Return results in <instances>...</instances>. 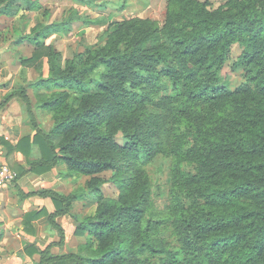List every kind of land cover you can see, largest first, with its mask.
Returning <instances> with one entry per match:
<instances>
[{
	"label": "trees",
	"instance_id": "obj_1",
	"mask_svg": "<svg viewBox=\"0 0 264 264\" xmlns=\"http://www.w3.org/2000/svg\"><path fill=\"white\" fill-rule=\"evenodd\" d=\"M165 6L162 24L139 16L110 21L96 42L64 57L39 39L64 23H37L21 37L34 49L19 62L36 78L0 106L15 96L28 112L40 148L32 168L63 163L64 177L87 176L67 194L36 193L54 200L52 220L72 214L83 196L93 205L77 216L87 236L76 250L51 252L65 238L55 223L58 240L36 248L39 264H264V0ZM41 7L0 0V15ZM234 44L245 81L231 89L221 70ZM27 86L34 106L50 112L48 131L36 123ZM157 155L170 159L168 203L147 216L146 165ZM107 180L116 197L103 194Z\"/></svg>",
	"mask_w": 264,
	"mask_h": 264
},
{
	"label": "crops",
	"instance_id": "obj_2",
	"mask_svg": "<svg viewBox=\"0 0 264 264\" xmlns=\"http://www.w3.org/2000/svg\"><path fill=\"white\" fill-rule=\"evenodd\" d=\"M44 1L46 0H39L42 6L39 10H23L13 17L2 14L0 19L23 17V13L26 11H36L41 14L46 12L45 16H48ZM70 1L75 4L74 1L77 0ZM114 4L122 7L121 12L130 5L128 0H125L121 5H118L114 0ZM142 7L145 6H141L134 15L128 17H148L140 14ZM95 13L100 17L110 15L108 11L101 8H98ZM90 20H92L91 23L97 22L95 19ZM37 23L48 24L51 22L39 19L23 32L21 29L16 30L12 22L0 24V102L16 86L27 84L36 78L33 68L23 67L19 58L31 55L34 49L33 41L21 37L28 34ZM57 33L47 30L45 36H41L39 39L48 43L47 36ZM25 68L31 72L27 71V74L22 72L21 70L25 71ZM45 70L47 72V68ZM26 92L31 101L32 112L38 127L48 131L52 125L51 115L49 129L43 128L38 120L37 110L45 109L34 106L36 98L33 87L27 86ZM34 133L35 128L19 97H10L3 106H0V161L5 162L17 172V177L14 180L0 187V264H39L40 255L36 248L44 249L49 243L58 240V233L54 228L55 223L62 227L65 238L61 246L54 245L50 248L54 254L75 251L78 244L83 242L87 236V230L82 232L77 227L79 225L77 216L90 210L88 198L83 196L81 199L73 201H83L85 205L83 210L76 211L75 204L72 203V214L58 215L52 220L50 215L56 206L54 200L47 195L36 193L38 190L49 189L67 194L71 191H66L64 181L76 175L64 177L61 173L65 170L63 163L64 168L61 163L49 169L32 168L30 160L40 157L39 143L32 141Z\"/></svg>",
	"mask_w": 264,
	"mask_h": 264
},
{
	"label": "rangeland",
	"instance_id": "obj_3",
	"mask_svg": "<svg viewBox=\"0 0 264 264\" xmlns=\"http://www.w3.org/2000/svg\"><path fill=\"white\" fill-rule=\"evenodd\" d=\"M118 5L124 3L125 0H116ZM208 1L210 8H216L223 5L226 0H205ZM70 0H46L44 1L45 12L44 14L36 11H26L23 17H14V19H0V24L12 22L16 30L21 29L22 32L34 24L39 19H46V22H61L64 23V30L59 31L56 35H48L47 42L53 44L56 49L62 52L63 57L71 52L83 51L85 47L97 41V34L101 28L106 26L107 23L113 20L121 19L134 15L137 9L145 6L140 10L141 15H146L150 18L156 19L159 23H163L165 18V5L166 0H128L129 6L125 11L122 7L114 4V0H95L94 5L86 6ZM101 8L110 13L108 16H97L95 12ZM125 13V14H124ZM95 19L96 23H91L86 20ZM103 25V26H102ZM241 47L234 44L231 47L228 58L221 70L222 78L226 84L231 88H235L245 81L244 68L237 66L234 62L240 53ZM30 69V67H27ZM29 69L25 68L26 74ZM31 72V71H30ZM38 120L43 128L49 129L50 126V112L48 110H37ZM169 165L170 159L163 155H157L151 162L146 165V171L151 180L150 199L151 206L149 207L146 215L149 216L150 212L159 216L164 212L168 203V190H169ZM61 166L62 163H61ZM64 168V166H63ZM104 177L110 175V171L102 173ZM87 176L76 175L64 181L66 191H72L80 186H83ZM102 192L106 196L116 197L118 189L110 181L107 180L102 185ZM76 211L83 210V201L73 202ZM93 205L90 204V210ZM90 210L88 212H90ZM86 212V213H88ZM167 234V232H166Z\"/></svg>",
	"mask_w": 264,
	"mask_h": 264
},
{
	"label": "built area",
	"instance_id": "obj_4",
	"mask_svg": "<svg viewBox=\"0 0 264 264\" xmlns=\"http://www.w3.org/2000/svg\"><path fill=\"white\" fill-rule=\"evenodd\" d=\"M16 177L17 172L11 169L5 162L0 161V187L14 180Z\"/></svg>",
	"mask_w": 264,
	"mask_h": 264
}]
</instances>
